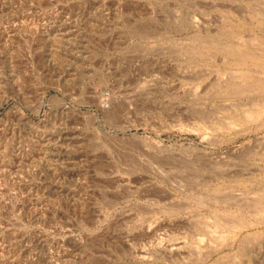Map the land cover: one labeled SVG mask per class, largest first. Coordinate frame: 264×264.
<instances>
[{
    "label": "rangeland",
    "instance_id": "1",
    "mask_svg": "<svg viewBox=\"0 0 264 264\" xmlns=\"http://www.w3.org/2000/svg\"><path fill=\"white\" fill-rule=\"evenodd\" d=\"M263 52L264 0H0V264H264Z\"/></svg>",
    "mask_w": 264,
    "mask_h": 264
},
{
    "label": "bare ground",
    "instance_id": "2",
    "mask_svg": "<svg viewBox=\"0 0 264 264\" xmlns=\"http://www.w3.org/2000/svg\"><path fill=\"white\" fill-rule=\"evenodd\" d=\"M264 53V52H263ZM256 55V54H255ZM253 58V59H252ZM261 57H259V59H257L255 62H256V64H259V62H260V59ZM249 59H252V60H254L255 58L254 57H251V54H249V55H247L246 57H245V59H243L242 61L245 63V62H247V61H249ZM262 69V68H261ZM264 70V69H263ZM246 71V70H245ZM262 74L264 75V72H262ZM262 75V77H264ZM245 76H247L246 74H245ZM256 77L258 76V75H255ZM260 77V76H259ZM243 78H246V77H243ZM244 80H246V79H244ZM244 80H242V81H244ZM239 81V80H238ZM241 81V82H242ZM251 82V81H250ZM253 83H255V82H253ZM249 90H250V92L251 91H253V92H258V91H260V92H264V78H263V80L262 81H258V83L253 87V86H251L250 88H249ZM256 102V101H255ZM251 105V104H250ZM252 106V108H249V109H245L244 110V112H243V115H244V117H243V119L242 120H244L245 122H247V121H256V120H259L260 118H262L263 116H264V100H261V102H258L257 104H255V105H251ZM250 106V107H251ZM238 122H240L239 120H237V119H235V118H232V127H234ZM234 128H237V126H235ZM233 128V129H234ZM229 129H232V128H229ZM219 132V131H218ZM262 149V148H261ZM256 194H258V193H256ZM240 200V199H239ZM262 200V199H261ZM243 203V202H242ZM234 204V203H233ZM235 205H237V204H235ZM247 208V207H246ZM240 209V208H239ZM242 210V209H241ZM246 210V209H245ZM236 211H238V210H236ZM243 212V211H242ZM261 213L263 214L264 213V209H262V211H261ZM216 229V231H214V232H217L218 233V236L217 237H219V239L221 240V239H224V237L225 236H223V235H219V233H221L222 231H221V227H219V225H216V227H215ZM220 231V232H219ZM223 234V233H222ZM215 236V235H214ZM221 241H223V240H221Z\"/></svg>",
    "mask_w": 264,
    "mask_h": 264
}]
</instances>
